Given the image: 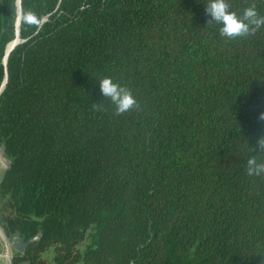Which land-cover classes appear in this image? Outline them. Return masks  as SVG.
Here are the masks:
<instances>
[{
  "label": "trees",
  "instance_id": "obj_1",
  "mask_svg": "<svg viewBox=\"0 0 264 264\" xmlns=\"http://www.w3.org/2000/svg\"><path fill=\"white\" fill-rule=\"evenodd\" d=\"M16 1L0 0V228L37 239L11 264H264V175L246 167L264 163V27L223 37L207 0H20L17 29Z\"/></svg>",
  "mask_w": 264,
  "mask_h": 264
},
{
  "label": "clouds",
  "instance_id": "obj_2",
  "mask_svg": "<svg viewBox=\"0 0 264 264\" xmlns=\"http://www.w3.org/2000/svg\"><path fill=\"white\" fill-rule=\"evenodd\" d=\"M204 10L210 17L208 23L218 25L220 35L228 39L250 35L264 27V17L259 15L254 5H250L244 9L242 14L238 15L230 10L227 0H207ZM98 84L102 96L110 100L117 114H124L136 106L137 101L131 91L115 82L111 77L99 79ZM261 119H264V115L261 116ZM257 146L260 151L264 150V138L257 141ZM246 167L249 176L264 175V163H259L256 155L248 158Z\"/></svg>",
  "mask_w": 264,
  "mask_h": 264
},
{
  "label": "water",
  "instance_id": "obj_3",
  "mask_svg": "<svg viewBox=\"0 0 264 264\" xmlns=\"http://www.w3.org/2000/svg\"><path fill=\"white\" fill-rule=\"evenodd\" d=\"M16 7H17V14H18V18H17V23H16V27L18 29L19 27V23H20V0L16 1ZM19 43V38L18 36H16V39L10 43L12 44L11 48L9 50L6 49L5 51V57H4V65H6V59L8 57L9 52ZM8 44V45H10ZM8 47V46H7ZM6 47V48H7ZM6 84V77L5 80L3 82V84L1 85L0 88V94L3 92L4 87ZM2 163L4 164V166L6 167L8 165V162L5 161L4 159H2ZM37 239V237L31 238L28 241H25V239L23 237H15L13 239L8 240V244H9V249L11 250V252H15V253H21L24 252L26 250V248L32 244L35 240ZM12 258V256L10 257Z\"/></svg>",
  "mask_w": 264,
  "mask_h": 264
},
{
  "label": "crops",
  "instance_id": "obj_4",
  "mask_svg": "<svg viewBox=\"0 0 264 264\" xmlns=\"http://www.w3.org/2000/svg\"><path fill=\"white\" fill-rule=\"evenodd\" d=\"M5 170V166L2 163V156L0 152V178ZM0 252H3L6 255V259L1 264H11V256H13V251L9 249L8 239L5 238L1 228H0Z\"/></svg>",
  "mask_w": 264,
  "mask_h": 264
},
{
  "label": "built area",
  "instance_id": "obj_5",
  "mask_svg": "<svg viewBox=\"0 0 264 264\" xmlns=\"http://www.w3.org/2000/svg\"><path fill=\"white\" fill-rule=\"evenodd\" d=\"M6 259V255L3 252H0V264Z\"/></svg>",
  "mask_w": 264,
  "mask_h": 264
},
{
  "label": "bare ground",
  "instance_id": "obj_6",
  "mask_svg": "<svg viewBox=\"0 0 264 264\" xmlns=\"http://www.w3.org/2000/svg\"><path fill=\"white\" fill-rule=\"evenodd\" d=\"M12 44L8 45V47L6 48L7 50H9L11 48Z\"/></svg>",
  "mask_w": 264,
  "mask_h": 264
},
{
  "label": "rangeland",
  "instance_id": "obj_7",
  "mask_svg": "<svg viewBox=\"0 0 264 264\" xmlns=\"http://www.w3.org/2000/svg\"><path fill=\"white\" fill-rule=\"evenodd\" d=\"M50 253H51V252H50ZM50 253H49V254H50ZM51 254H52V253H51ZM78 264H81V263L79 262Z\"/></svg>",
  "mask_w": 264,
  "mask_h": 264
}]
</instances>
